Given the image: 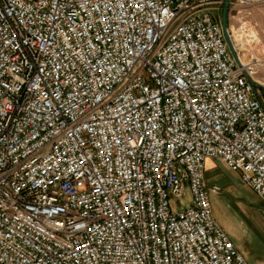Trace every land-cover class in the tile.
Here are the masks:
<instances>
[{"label":"built area","instance_id":"2783aa9c","mask_svg":"<svg viewBox=\"0 0 264 264\" xmlns=\"http://www.w3.org/2000/svg\"><path fill=\"white\" fill-rule=\"evenodd\" d=\"M223 3L0 0V264H249L205 161L264 200L258 34L230 21L264 0H228L238 62Z\"/></svg>","mask_w":264,"mask_h":264},{"label":"rangeland","instance_id":"374dc122","mask_svg":"<svg viewBox=\"0 0 264 264\" xmlns=\"http://www.w3.org/2000/svg\"><path fill=\"white\" fill-rule=\"evenodd\" d=\"M232 10L230 18L231 23L235 25L246 23L255 26L258 34V43L247 45L244 52L247 56L252 54L258 56L263 62V68L258 71L256 80L259 81L257 84L258 86L260 85L261 92L264 93V80H262L264 79V6H256L238 11ZM247 39L250 38L246 37V40ZM243 40L245 39L243 38ZM217 162H214V167H206L205 175L207 185H215L219 189L216 193L210 192L209 194L212 214L218 223L227 231L233 243L238 246L240 251L245 255V258L249 261L255 254L260 255V251L256 249L253 250L251 238L240 230L237 220L244 219L250 228L254 227L255 221L253 215L258 210L264 212V200L250 192L239 181L238 177L226 173L230 171L221 161ZM212 169L213 172H211ZM221 197L227 200L228 205L227 203L223 205ZM181 201H183L184 206L188 204L189 195L187 191L184 193ZM179 208L180 206H175V209L179 210Z\"/></svg>","mask_w":264,"mask_h":264},{"label":"crops","instance_id":"0c3cea01","mask_svg":"<svg viewBox=\"0 0 264 264\" xmlns=\"http://www.w3.org/2000/svg\"><path fill=\"white\" fill-rule=\"evenodd\" d=\"M262 80H264V79H262ZM214 162H217V161L212 160V159H207L205 161V175H206V167H211V166L214 167L215 166ZM211 172H213V169L211 170ZM226 173H229L231 176L238 177L237 173H232V172H226ZM247 189L254 194V192L251 189H249V188H247ZM221 202L224 205L225 203H227V200L226 199L224 200V198L221 197ZM227 205H228V203H227ZM256 213L253 215L254 216V221H255L254 227L250 228V226H248L246 224L244 219H239V220H237V222H238V224L240 226V230H242L245 234H247L251 238V241H252V244H253V250L256 249V250L260 251V255H256L255 254L254 257L249 259V261L247 259L246 260L248 261L249 264H264V212H262V211L260 212L258 210ZM230 229H231V227H230ZM249 248L250 247L248 246V249ZM240 252L242 253V251H240ZM244 257H245V255H244Z\"/></svg>","mask_w":264,"mask_h":264},{"label":"water","instance_id":"95a60500","mask_svg":"<svg viewBox=\"0 0 264 264\" xmlns=\"http://www.w3.org/2000/svg\"><path fill=\"white\" fill-rule=\"evenodd\" d=\"M227 6H228V0H224L222 14H221V27H222L223 36H224V40L227 44V47H228L230 53L232 54V56L238 62L236 52L233 48V45L231 43L230 37H229L228 32H227V20H226Z\"/></svg>","mask_w":264,"mask_h":264}]
</instances>
